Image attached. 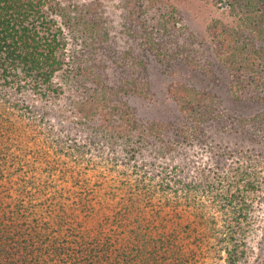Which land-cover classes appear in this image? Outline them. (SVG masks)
Segmentation results:
<instances>
[{
	"label": "rangeland",
	"instance_id": "obj_1",
	"mask_svg": "<svg viewBox=\"0 0 264 264\" xmlns=\"http://www.w3.org/2000/svg\"><path fill=\"white\" fill-rule=\"evenodd\" d=\"M61 1L64 5H78L85 19H93L103 26L107 38L96 41L97 70H104L110 87H120L122 91L101 102L104 107L99 109L91 108L88 103V115L73 102L82 100L74 82L65 88L69 98L65 94L57 103L28 94L22 96L30 109H11L13 114L0 120L3 124L11 121L13 127H17L14 147L19 140L38 148L37 143L43 138L39 146L42 155L35 160L21 152L22 169L18 168L19 161L2 165L4 187H11V191L17 193L14 188L20 175L26 179L29 175H40L44 180H52L59 191L66 189L72 195L73 191L80 190L72 178L81 177L82 193L86 191L89 194L86 198L91 199L86 213L80 212L78 218L86 229H93V233L99 231L98 234L111 232L116 239L128 235V229L137 225L134 217L139 215L142 222L149 224L157 234L182 229L177 240L184 245V252L192 249L199 253L197 264H226L224 257L227 253L218 251L219 245L215 244L218 240L215 237H220L221 232H213L210 237L202 234L203 242L202 237L196 238L200 234L197 225L204 220H210V225L215 223L219 231L225 223H233V206L223 209L226 201L217 195L218 190H214L213 195L207 194L205 186L230 176L231 167H236L237 161L242 163L241 170L255 168L260 172V179H264V133L254 129L260 139L249 141L250 127L241 122L264 110V99L255 105L244 106L247 96L234 93L229 68L215 53L212 54L214 29L209 28L217 19L223 20L229 15L236 23L238 15L231 13L230 7L221 6L223 3L219 0ZM100 15L106 21L98 20ZM158 23L167 32L159 31ZM241 78L247 82L250 75ZM176 82L196 90L210 89L213 93L217 106L214 112L219 113L221 120L213 119L207 127V135L203 136L200 128L195 129L196 132L192 130L195 126L193 116L181 109L170 90ZM261 83L264 87V74ZM261 93L264 94V89ZM10 100L0 98V105L4 102L11 106L15 101H21L14 96ZM111 105H119V111L109 107ZM125 110L134 122L119 119L120 112ZM107 116L115 119L108 122L110 127L102 134L99 127L106 128ZM153 123L158 126L152 127ZM112 124L120 126L121 134L127 133L138 143L148 145L140 159L131 160L126 154L122 138L125 135H116L114 142L108 140ZM21 125L25 127L20 128ZM34 129L39 138L33 135ZM78 146L80 154L75 153L76 160L72 149ZM155 147L157 150L163 148V153L153 152L151 149ZM19 150L17 147L16 152ZM177 179L182 180V184ZM185 183H198L199 190L187 192L182 187ZM219 187V191L224 189V186ZM51 189L47 190L55 192ZM244 191L253 209L248 210L249 218L241 222L239 233L249 251V260H253L264 235H261L264 189ZM6 200L8 203L12 199ZM196 217L198 222L194 223ZM186 225L192 226L189 232L185 230ZM199 228L200 231L206 229Z\"/></svg>",
	"mask_w": 264,
	"mask_h": 264
},
{
	"label": "trees",
	"instance_id": "obj_2",
	"mask_svg": "<svg viewBox=\"0 0 264 264\" xmlns=\"http://www.w3.org/2000/svg\"><path fill=\"white\" fill-rule=\"evenodd\" d=\"M219 1L223 3L221 6L230 7V12L238 17L236 23L231 15L223 20L217 19L216 24L209 28L214 29L211 38L212 54L215 53L229 68L234 93L247 96L244 106L249 107L264 99L261 93L264 89L261 83L264 74V0ZM71 6L64 5L61 0H0V98L10 100L14 96L21 100L11 106L3 102L0 105V118H8L10 113L13 114L11 109H30L28 102L22 99L25 94L57 103L65 94L68 95L65 88H69L73 82L82 94V100L73 102L83 114H87L88 103L91 108L95 106L99 109L104 107L100 105L101 102L110 100L111 96H118L122 91L120 87H110L104 70H97L99 54L96 41L107 38L103 26L93 19H85L78 5ZM98 20L106 21L101 15ZM141 23L145 25V22ZM158 24L159 31L167 32L163 25ZM242 75H250V80L246 82L241 78ZM170 90L181 109L193 116V131L200 128L201 134L205 136L213 119L221 120L219 113L214 112L217 106L210 89L196 90L176 82ZM109 107L118 111L120 109L119 105ZM246 118L241 122L250 127L247 137L251 136L249 141L257 142L260 137L256 130L264 133V110L254 114L251 119ZM113 119L110 116L105 118L106 128L99 127L102 134L107 132L110 127L108 122ZM119 119L134 122L126 110L120 112ZM154 126H158V123H153ZM119 127L112 124L113 130H109L108 140L114 142L116 135L119 137ZM16 129L13 122L3 124L0 120V264H197L199 253L192 249L184 252V245L177 240L182 229L157 234L150 229L149 224L142 222L139 215L134 217L137 225L128 229V235L116 239L111 232L98 234L99 231L93 233V229H86L78 218L80 212L86 213L85 209L90 206L88 200L91 199L86 198L89 196L86 191L82 193L84 184L81 177L72 178L74 184L80 187L72 195L66 189L59 191L52 180H44L40 175H29L28 179L20 175V181L17 180V187L14 188L17 193H13L11 187L5 188L1 181V174L4 173L2 165L19 161L18 168L22 169L24 161L23 153L19 160L21 152L35 160L42 155L39 146L43 138L38 141V148L17 140V147L21 151L16 152V141L13 140L16 138ZM35 131L33 135L36 136ZM146 132L149 134L150 131ZM121 137L131 160L140 159L141 154L144 155L148 148L145 142L138 143L127 133H122ZM58 140L62 141L60 137ZM113 142L109 143L114 146ZM151 150L156 154L163 153V148L157 150L155 147ZM76 152L80 154V146L72 149L77 160ZM237 163L236 167H231L230 176L227 175L216 184L211 181L204 189V192L211 195L214 190H218L217 195L226 201L223 209L233 206V223H225L219 231L215 223L210 225V220H204L197 225L200 234L196 233V238L202 237L203 242L202 234L210 237L209 234L213 232H221L223 236L215 237L218 238L215 244L222 245V248L218 246V251L227 253L224 257L226 264H264V235L254 259L249 260V251L239 233L241 222L248 220V210L253 209L243 190H263L264 179H260L259 170H241L242 163ZM177 182L182 184L180 179ZM219 186H224V191L220 189L223 193L219 191ZM50 187L55 192L48 191ZM182 187L187 192L199 190L198 183H185ZM5 197L12 200L6 203ZM239 204L242 205L238 207ZM193 222H198L197 217ZM205 223L210 226H205ZM199 226L206 227L205 231H200ZM191 227L186 225L185 230L189 232ZM262 227L261 235L264 234V225ZM219 256L223 258L221 254Z\"/></svg>",
	"mask_w": 264,
	"mask_h": 264
}]
</instances>
